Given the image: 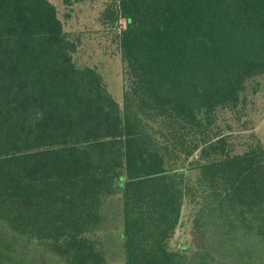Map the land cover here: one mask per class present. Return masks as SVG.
Returning a JSON list of instances; mask_svg holds the SVG:
<instances>
[{"label":"trees","instance_id":"1","mask_svg":"<svg viewBox=\"0 0 264 264\" xmlns=\"http://www.w3.org/2000/svg\"><path fill=\"white\" fill-rule=\"evenodd\" d=\"M96 19L123 21L120 91L54 2L0 0V264H264V145L219 124L264 76V0H112Z\"/></svg>","mask_w":264,"mask_h":264},{"label":"rangeland","instance_id":"2","mask_svg":"<svg viewBox=\"0 0 264 264\" xmlns=\"http://www.w3.org/2000/svg\"><path fill=\"white\" fill-rule=\"evenodd\" d=\"M51 1L58 7L66 29H70L81 38L77 53L78 60L81 63L97 65L108 81L120 91L124 85L123 62L114 29H118L123 21L117 22L111 29L99 25L96 19L98 12L112 0H87L76 6L71 18L66 17L67 7L63 0ZM258 82H260L258 92L249 97L245 109L241 111L240 118L237 120L233 117L234 115L229 114L230 117H222L219 121L223 131L231 134L232 142L237 150L244 149L254 138L260 139L264 145V76L258 78ZM254 84L255 82L252 83ZM253 88L250 91L253 92ZM188 212L189 206H186L182 223L178 228L179 235H175L171 240L173 249L181 248L191 242Z\"/></svg>","mask_w":264,"mask_h":264}]
</instances>
